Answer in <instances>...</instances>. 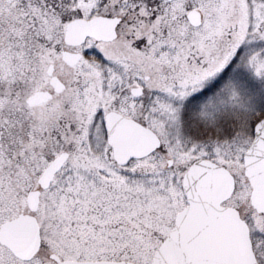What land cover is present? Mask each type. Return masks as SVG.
<instances>
[{
    "label": "snow or ice",
    "instance_id": "obj_1",
    "mask_svg": "<svg viewBox=\"0 0 264 264\" xmlns=\"http://www.w3.org/2000/svg\"><path fill=\"white\" fill-rule=\"evenodd\" d=\"M0 264H264V0H0Z\"/></svg>",
    "mask_w": 264,
    "mask_h": 264
}]
</instances>
